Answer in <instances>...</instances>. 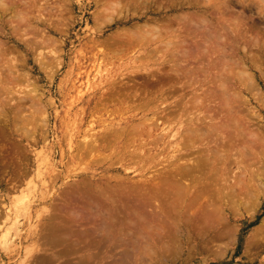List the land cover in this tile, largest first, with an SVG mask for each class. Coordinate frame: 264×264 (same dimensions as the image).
<instances>
[{
	"label": "rangeland",
	"instance_id": "374dc122",
	"mask_svg": "<svg viewBox=\"0 0 264 264\" xmlns=\"http://www.w3.org/2000/svg\"><path fill=\"white\" fill-rule=\"evenodd\" d=\"M3 1L5 2L6 0ZM108 1L109 0H8V4H11V6H13L14 8V12L20 13V18L16 19L14 21V24L12 22V24L16 26L15 28H13L11 22H9L10 20L7 19L10 16L9 13L4 14L0 12V48L1 50L4 49L2 51L4 52V54L2 55L0 53V75H2L0 76V92H2L0 94L2 95L3 99H6H4L5 101H9L8 99L13 101L7 102H12L11 109L13 111H15L16 107L18 108L19 106L26 107L27 105V107L29 108L31 100L41 105L42 110H45L39 113L40 115L37 116L36 122L34 124H29L28 126H26V124H28L26 123L23 126L26 127L25 130L28 128L27 134L24 133L25 136L21 133H16V128L15 130L13 129L14 123H12V118L11 120H7L8 122L3 125L6 137V141H4V143H6V146H9V148L11 147L12 149L18 151L19 162L23 163H20L18 166L25 167L26 170H28V174H26L27 176H25V178L21 181L15 179L12 168L6 166V164L3 163L2 159V157L7 154L6 152H8L10 149H8V151H5V154L2 157L1 154L4 151H2V153L0 152V264H145V262H147L146 264H264V235L259 238V241L255 244V246H251L250 249H247L246 246V243L251 238L252 233L264 219V173H258V171H255L256 176L251 180L250 178H248V176H244L243 173H245V171L243 167H240L239 169L236 167V165L228 169L229 172L225 174L223 178L224 181L221 182L220 185H214L211 187L212 191L209 194V197H206L208 199L201 198L202 200L200 199V201H198L197 203H193L194 205L197 204L200 208L191 205L193 206H190L192 210H187V213L189 215H194L196 218V214L198 213V217L200 218L197 217L198 219L194 223L193 221L183 223V235L182 237H179V239H176L177 242H179V244L181 245L177 244V242L165 239L162 240L163 244L160 243V246L158 245L160 241H154L155 243H153V241L148 240V238L144 237L145 234L151 233V238H157L158 236L156 237V234L158 235L159 232H161V235L165 236L166 234H164L165 232L162 229L167 230L168 225L166 223L168 222L165 223V226L167 225L166 227L164 226V224L163 226L157 225L158 227H161L160 229L157 228V226L155 228V223L153 224L154 227L152 224L149 225V228L147 225H145V228L141 231H126L127 237L125 238L122 237L123 235L121 233L120 234L122 236L120 234H117L113 237L111 242L109 241L110 243L107 242L103 244L104 249H102L103 245H101V247L98 248L99 250H83V252L78 251L76 253H74L76 250H73L72 252V249H76V247H72L71 250V247L66 249V243L60 245H58L59 243H56L57 246L53 248V243L51 245L49 244L50 241H48V243L45 240L43 241L37 239V237H39L37 236V234L39 227L41 226L40 221L42 219V215L44 217L53 211L51 209H53L55 202L53 201V204L51 203L52 200L50 202H48L49 200H47L50 196L52 197L53 193V196L57 198L58 194L62 191V189L65 188L64 185H67V183L75 182V180L79 181L84 178L85 175L87 176V178L85 177L84 179H89L90 174H94V181L96 180V182H99V180H101L100 177L103 174L107 173L105 169L107 168L108 164L100 165L96 162L98 161L96 159L89 160L87 162V160H82L81 158L76 157L77 159L74 158L76 161L74 159L72 160L71 158L73 154L71 155V153L73 151V148L68 150L70 146H75V143L77 141L78 142L76 144L79 145L81 144V142H83V132L81 131V129L83 131L87 130L88 128L86 127L90 124L89 123L87 125V123L91 120L96 119L98 121V126L97 124H93V127L95 126L94 131H98L103 128L102 125L100 126V123L103 122L104 119H106V116L104 115L98 116V114H95V116L97 115L96 117H90L86 115V122L84 123L85 125L80 124L81 118L84 115L82 114L80 116V114L78 115V113H81V111L83 113L85 104L82 103V101L87 100L88 95L93 89L92 85L94 86V90L101 88V86H104L106 79L112 73L114 74V71L117 73H119L118 71H116L118 69L120 71H124L122 69L129 68L131 64V62L129 61L130 58H127V56H125L121 60L119 59L120 61L114 58L113 60H111V58L101 57L103 56V53L111 52V49L114 47L112 45L107 47L106 45L100 46V44H98L100 43V41L106 42L107 40L109 41V44L110 41L113 42L118 38L128 37V33H130L131 31L136 32L138 30V26L140 27L141 25H143V23L145 25L149 23L148 26L154 24V26L158 25L161 27L166 25L168 22L171 23L170 27L172 28V30H174V33L172 34L176 35L175 37H178L173 40H176L175 44L179 43L178 41H185V44L188 45L186 46L189 50L194 49L193 51L190 50V52L192 51L193 53L195 51L194 53H196L198 51L201 55H204L206 53L207 56L205 55V59L203 58L204 62L202 64L196 65V63H194L193 65H191L195 69L197 68V70L198 68L200 69L203 67V69L208 72V75L211 79L208 78L210 80H207L208 82L206 81V83L202 85L203 87H196V90H192L191 88H189V90L187 89V87H184L183 91L181 90L183 88L180 89L179 85L176 84V86H174L176 89L171 90V92L173 93L165 91L163 96H166L167 99L160 107L166 109L165 112H168L167 117L173 115L176 116V112L181 111L182 105H184L185 103L191 105V103H193L192 100L195 101L194 98L199 99L200 101L197 104L200 107L197 106L196 108L197 110L200 109V112L196 109L192 110L194 108L189 109L191 107H187L183 113L184 119L186 118L187 120L190 115H193L190 114L188 117H185V113L187 112L186 110L188 109L191 112L194 111L193 113H195V115L199 116L200 114V118L206 119L207 114V116H211L215 107L218 110L220 99L217 97L209 96V91L215 92V90L213 89L214 87L216 88L215 85H217L216 83L218 82V80L215 81L216 78L221 79L222 77H225L222 79L228 80V82H225V80L222 79L221 80L224 81V85H226L227 83V85H229V88L227 86V89H225L226 94L229 95L228 97H226V102L228 101L227 109L229 108V111L225 110L226 113H229L230 116L236 117L238 120H240V122L242 121V124L244 126L252 122L251 124H248V128L247 125L245 126V128L249 131H253L254 129L255 131L253 132H255V135H258L259 139H262L260 136L264 135V0H140V3L138 1L135 3L136 0H130L131 3L129 2V0H123V3L125 6L127 5L126 7H128V10L123 9V14L113 15V18H106L107 15H104V13L102 14V9L108 5ZM38 7L39 9H37ZM22 16L24 17V19ZM184 16H189L190 22L188 21L189 19L184 18ZM204 17L207 19H205ZM182 18L188 20L185 21ZM181 19L184 20L185 23H183V21L178 22ZM192 19H194L195 21H193ZM202 19L204 20L202 21ZM234 20L237 23L233 22ZM194 22H196L197 25H194ZM15 23L19 25L17 26ZM10 24L12 27L10 26ZM134 28L136 30H134ZM124 33L126 35H124ZM42 34L45 37H43ZM163 34L164 32L161 33L163 38L168 36V34L166 33V35ZM200 35H202L203 37ZM46 37L50 39L52 38L54 40L53 42L52 40H50V42H52L51 44H53L54 46L49 45L50 42L46 45L42 44L46 41ZM219 37L220 39H218ZM257 39L259 40V42H257ZM92 40L98 42L96 46H94L96 42H93ZM92 44L94 45L92 46ZM100 47L103 49H101ZM197 47L200 48L197 49ZM96 48H100L102 52L100 51V49L98 50ZM202 49H204L205 52ZM206 49L208 50L207 52ZM171 50L173 51L174 48L172 47ZM124 52H126V50H124ZM127 55L129 56V54ZM96 57H101V59L104 60L106 59V65L104 63V60L100 59L101 61H94ZM125 59H129L128 62ZM101 62L104 63V65L101 66ZM108 62L109 64H107ZM212 63H215V66L217 64L218 67L215 68ZM8 64H10L11 66L9 67ZM98 65L102 68L99 69L100 71L102 70V73L96 72L95 69ZM168 66L165 65L161 67V70L158 72V76H161L163 73L166 74L168 71L170 73L171 68ZM208 66H211V68ZM221 66L225 68L227 66V68L229 69H225L224 71L226 72L227 70H229L226 72H229V74L221 72ZM106 68L109 72H105ZM194 68L192 69L195 70ZM208 68L209 71L207 70ZM217 68L220 72L216 70ZM11 69L12 72L10 71ZM111 70L113 72H111ZM237 70L240 71V73L246 71L250 76V81H242L240 79V76H236L238 75ZM9 71L11 74L8 73ZM16 72L17 75H15ZM199 73H196L198 74V79L203 78L201 72ZM221 73H223L222 76ZM97 74L99 78H101L100 80ZM102 75L104 76V78ZM154 78L156 79V77ZM154 78L149 79L153 81ZM145 80V78H138L134 82L129 81V83L133 85ZM98 81L102 85H100ZM126 81L127 80L123 82ZM109 82L110 80L108 79L106 84ZM244 82L246 83V85ZM96 84H99L100 87H98V85ZM2 86L10 90L9 92H6L9 93L7 94V96L10 95L8 96V98L6 96V93H4V91L2 90ZM167 93L170 95H168ZM230 93H233L234 97ZM207 94L209 95L206 96ZM205 96L208 99H206ZM158 103L159 102H156L157 106ZM200 103H202V105ZM14 104H16L17 106ZM207 105L210 108H208ZM232 107H234V110L232 109ZM26 108L22 109V115L24 114L25 116H23L24 119L28 117L27 115H29V112L27 110L28 108ZM211 108L213 110H209ZM79 109L80 112L78 111ZM217 110H215L216 113L214 112L215 115L225 114L220 113V110ZM9 111L10 107L6 108L8 116L9 114H11V111ZM75 112L78 113L76 114ZM239 112H241V114H239ZM71 114L74 115L72 116ZM22 115L21 118H23ZM119 115L122 114L117 113L114 116L109 115L108 120L115 118L119 119L116 117H120ZM195 115H193V117ZM74 116L76 117V119ZM244 116L246 118H250L246 119ZM78 118H80V120ZM74 119L76 120V122H73L75 121ZM159 119L161 122H163L162 120H164V118L161 119V117H159ZM243 119L245 120V122ZM77 120H79V122H77ZM246 120L250 121L248 122ZM25 122H27V120H25ZM186 122L187 121H185L184 124H186ZM44 123L46 124V126L44 125ZM176 128L177 127H175V130H170L172 132V135L175 136L174 138L173 136H170L168 138V141H173V139H175ZM186 128L188 130L190 126H185V129ZM78 129L80 130L81 134L77 135L76 133ZM182 129L183 128H181V130ZM70 130L72 131V134ZM43 132H46V140L41 137L44 136ZM69 132L71 137L69 136ZM71 138L74 140V142L76 140V142L72 145L70 142ZM166 141L165 143H159L161 147L163 146L162 148L160 146L157 148L158 152L163 149L160 154H157V156L161 155L160 158H158L159 156L156 157V160H163H161L160 165L159 162H156L155 165H151V169H147L145 173L138 171L135 172L133 171V169H131L133 172L129 173V177H132L133 181L139 179V177L140 179L142 177L146 178V176L147 178L154 177L156 174L160 172L162 173V171L166 173L165 170L168 167V164H170V162L168 161H172V159H168L167 162H164V160L167 159L165 157L162 158L163 156H166V151H168L169 149ZM13 146L15 148H13ZM133 147L134 146L131 145L129 148L133 150ZM260 147L261 146L259 144L255 146L256 150H260ZM147 148H152L151 153L157 150L156 148H154V145L148 146ZM192 150L193 149H191V151ZM152 154H155V152ZM259 158H255L256 160L254 159L253 161L257 163L259 162V164L254 163L252 164V167H255V170L261 171V167L260 169H257V167L259 168V165L261 166L264 157ZM258 159L259 161H257ZM99 162L101 161L99 160ZM96 164H99V166ZM114 165L115 166L113 167L117 166L116 163ZM256 165L258 166L256 167ZM83 168H85V170H83ZM53 173H56L55 175L60 176V178H58L55 182H53V179H51V175L52 178L54 176ZM74 173L82 174L80 176L81 178L76 177ZM114 173L116 172L112 171L108 172L106 175L109 174L111 176H115ZM37 174L39 175V177ZM240 180L241 182H243V184L240 182ZM251 182H253V185H251ZM221 186H224L226 188L234 186L237 191L241 190L243 194L244 192L248 193V195L252 198H250L246 194L247 198L249 197V199H247L246 196L242 194L239 198L241 200L242 197L241 201H243L244 203L240 200L238 202L237 199V202H235L233 206V200L229 196L228 197L230 199H227L226 197L224 199L218 198L216 188ZM252 186L254 190L251 189ZM256 188H258V190L261 188L262 193H258V190L256 191ZM261 191L259 190V192ZM256 192L259 196L256 195ZM254 193L257 197H254ZM250 194H252L253 196ZM44 196L45 198L47 196V199H45ZM39 198L41 199V202ZM45 200H47V202ZM244 200H247L248 203L245 204L246 201ZM204 201L206 202L204 203ZM48 203L51 204L49 205ZM162 204L163 203H157L156 205L149 206L147 212L153 210L155 213L157 212L159 215L166 217L168 215L167 212L164 213L163 211H161V209L163 208ZM189 211L192 213L190 214ZM199 214L201 216H199ZM135 215L136 214L133 215L134 219H144L143 215ZM207 217L209 221L207 220ZM213 217H216L217 219L214 220ZM221 217L222 220H220ZM128 220L130 221V219ZM147 222L148 221H146L145 223ZM195 226H198L199 228L196 229ZM206 227L209 229L207 230ZM168 228L170 229V225ZM186 229H189L188 232L186 231ZM196 230H198V232ZM203 230H207L206 232H204L206 233L205 235L202 232ZM219 231L222 232L220 233ZM218 232L220 233V236L224 234L223 236H221L224 237L222 240H220L221 237L218 235ZM146 240H148V242ZM147 243L150 245H148ZM132 245H134V247ZM151 247L154 249V251L153 249H151ZM161 247L164 250H167L162 251L163 249ZM177 249L179 250L178 252ZM61 250L64 251L62 252ZM146 250L148 251V253ZM222 250H224L225 252H221ZM164 252L167 253L165 254ZM128 253L129 255H127ZM96 254H98L99 258ZM142 255L143 257H141ZM92 257L94 258L92 259Z\"/></svg>",
	"mask_w": 264,
	"mask_h": 264
},
{
	"label": "bare ground",
	"instance_id": "6f19581e",
	"mask_svg": "<svg viewBox=\"0 0 264 264\" xmlns=\"http://www.w3.org/2000/svg\"><path fill=\"white\" fill-rule=\"evenodd\" d=\"M137 1L139 2L140 0H136L135 3ZM129 2L131 3L130 0H129ZM107 4L108 5L102 9L103 10L102 14L104 13V15H107L106 18L107 17L113 18L114 17L113 15L123 14V11H124L123 9L128 10L127 9L128 7H126L127 5L126 6L124 5L123 0H109ZM28 6H29V4H28ZM225 7H227V6H225ZM12 8H13V6H11V4L10 5L8 4V0H6L5 2L3 0H0V12L4 13V14L9 13L10 16L7 19L10 20L9 22H11V24H12V22L14 24V21L16 19L20 18V13H15L14 8L13 9ZM37 9H39V7ZM184 18L189 19L190 17L184 16ZM184 18H182V19H184ZM23 19H24V17H23ZM182 19L179 20L178 22L183 21V23H185V21L188 20V19H186V20L184 19L185 20L184 21ZM205 19H207V18H205ZM192 20L195 21L194 19H192ZM203 20L204 19H202V21ZM188 21L190 22V19ZM193 21H191V22H193ZM233 22H236V21L234 20ZM204 23H205V21H204ZM11 24H10V26H11ZM13 24H12V26H13V28H15L16 26ZM148 24L145 25L143 23L144 26L143 25H141L140 27L138 26V30L136 32L131 31L130 33H128L129 34V35H127L128 37L118 38L119 40L113 39L115 41H113V42L110 41L109 44H108L109 41H107V40H106L107 43L105 41H100V43H98L95 40H92L93 42L94 41L96 42V44L95 45L92 44V46L93 45L96 46L98 43V44H100V46L106 45V47H107V46L112 45L114 47L111 49V52L103 53L102 54L103 56H101V57L111 58V60H113V58L121 60L125 56H127V58H130V60L129 59H125V60H127V62L129 60L131 62V64H130L129 68L122 69L124 71H120L118 69L116 71H118L119 73L114 71V74L112 73L109 77L107 76L108 78L107 79L105 78L106 79L105 84L108 81V79L110 80V82L107 83L106 85L104 84V86H101V88L94 90V86L92 85L93 89L91 90L90 94L88 95L87 100L82 101V103L85 104V107L83 108V110H84L83 113H82V111H81V113H78V112L77 113H78V115L80 114V116L82 114L84 115V116H82V118L80 117L81 118L80 124H84L86 122V115H88L90 117H94L95 114H98V116H100V115L106 116L105 117L106 119H104V121L100 123V126L102 125L103 128L101 130L94 131L95 126L93 127V124H97V126H98V123H97L98 121L96 119H95L96 121L91 120L90 122L87 123V125L90 123L89 126L86 127V128H88L87 130L83 131L81 129V131L83 132L82 133L83 134V136H82L83 142H81V144L79 145V144H76L78 141L76 142V140H75V142H76L75 143L74 140L71 138V140H70L71 145L75 143V146L74 145L70 146L68 148V150L73 148V151L71 153V155L73 154L72 158H71L72 160L74 158L77 159L76 157L81 158L82 160H87V162L89 160H95L96 159V160H98L96 162L99 163L100 165L101 164H105V165L108 164L107 168L105 169V171L107 173L112 172V171H115L116 173H114L115 176L114 175L111 176L109 174L106 175L107 173L103 174L100 177L101 180H99V182H96V180L94 181V178H95L94 174H90L89 179H84L85 177L87 178V176L85 175L84 178H82L79 181L75 180V182H72V183L70 182V183H67V185H64L65 188L62 189V191L60 190L61 192L58 194L57 198L53 196L54 193H53L52 197L50 196L48 199H47L48 195L46 196V198L44 196L45 199L49 200L48 202H50L52 200L51 203H53V201H54L55 204L53 203L54 206H53V209H51L53 211L51 213L48 212L50 214H47V215L44 214V215H46L44 217L42 215V219L40 221L41 226L39 227L38 234H37V236H39V237H37V239L43 240V241L45 240L46 242L50 241V243L49 242L48 243L50 245L53 243L54 244V246L52 244L53 248L57 246L56 243H59L58 245L66 243L65 244L66 249L71 247L70 248V250H71L72 247H74V248L76 247V249H72V252H73V250H76L74 253H76L78 251L83 252V250L84 251H89L91 249L96 250V249L100 248L101 245H103L109 241L111 242L113 237L116 236L117 234L121 233L123 236L121 234L120 235L123 238H125V237H127L126 231H130V230H133V231L140 230L141 231L145 228V225H147L149 228V225H151V224L153 225L155 223H156L155 228L157 225L163 226V224H164V226H165L166 222H168V223H166L168 225V226L166 225L167 230L162 229L165 232L164 234H166L165 236L161 235L160 234L161 232H159L158 235L156 234V237L158 236L157 238H151L150 237L151 233L145 234L144 237L148 238V240L153 241V243H155L154 241H156V242L160 241L159 244L157 243L158 245H160V243H162V240H165V239H168V240L173 241V242H177L176 239L177 238L179 239V237H182V235H183V233H182L184 231L183 223L189 222V221H193V223H194L195 221H197L198 218H200V217H198V213L196 214L197 216L195 218L194 215H189L187 213V210L189 209L191 211L192 210L191 207H193L191 205H194L193 203H197L198 201H200L201 198L208 199L206 197H209V194L212 191L211 187L214 185H220L221 182L224 181L223 178H224L225 174L227 172H229L228 169H230V167H232L234 165H236V167L239 169H240V167H243V169L245 171V173H243L244 176L245 175L248 176V178H250L251 180L253 177L256 176L255 171H258V173L259 172L264 173V160L263 159H262L263 163L261 164V166L259 165V168L257 167L258 165H256L257 169H260V167H261V171L255 170L256 168L252 167V164H254V163L259 164V162L258 163L253 162L255 158L264 157L263 156L264 135L260 136L262 139H259L258 135L257 134L255 135V132H253V131H255L253 128H252L253 131H249L248 129L245 128L246 125L248 128V124H251L252 122L248 123L244 126L242 124V121L240 122V120H238L236 117L230 116L229 113L228 114L226 113L225 110L229 111V108L227 109V106H228L227 102L228 101L226 102V97H228L229 95L226 94L225 89H227V86L229 88V85H227L228 83L226 85H224V81H222V80H225V79H222V78H225V77H222L221 78L222 80L219 78H216L215 81L218 80V82L216 83L217 85H215L216 88L214 87V89H213V90H215V92L209 91L210 95L209 94L206 95V96L209 95L211 97H217L220 99V102L218 100L219 105L217 103V105L219 106L218 110L215 107L216 109L214 108V111L212 112L211 116H207L208 114L206 115L204 113L206 115V119L200 118L201 117L200 114H199V116L195 115V113H193L194 111L191 112L189 110L192 108H194L192 110H195L197 108V106H199V105H197L200 102L199 99L194 98L195 101L192 100L193 103H191V105H188L187 103L182 105L181 111L177 110L179 113L176 112V114H177L176 116L173 115V116L167 117L168 112L167 113L165 112L166 109L160 107L161 105H163V103L167 99L166 96L165 97L163 96L165 91L171 92V90H175L176 88L174 86H176V84L179 85L180 89L183 88V89H181L183 91H184V87H187V89L191 88L192 90L193 89L196 90V87L202 86L204 83H206L207 80L211 79L210 76L208 75V72L206 70H204L203 67L200 69L198 68V70H197V68L195 69L194 67H192V65L194 63H196V65L202 64L204 62L206 53L204 55L203 54L201 55L197 51V49L200 47H197L196 53H194L195 51L192 53V51L194 49L193 50L190 49V50H192L190 52V50L187 48L188 45L185 44V41H181V42L178 41L179 43L175 44L176 40L175 41H173V40L175 38H178V37H175L176 35L172 34V33H174L173 32L174 30H172V28L170 27L171 23L168 22L163 27L158 26V25L154 26V24L151 26H148ZM193 24L197 25L196 22H194ZM16 25L18 26L19 24H16ZM64 27H66V26H64ZM134 30H136V29L134 28ZM163 32H164V34L165 33L168 34V36L163 38L161 35V33H163ZM27 33H29V32H27ZM125 33H124V35H126ZM257 34H259V33H257ZM42 36H43V34H42ZM118 36H120V35H118ZM200 36H202V35H200ZM43 37H45V36H43ZM47 38L48 37H46V41L44 43H42L43 45L48 44L50 42V40H52V42L54 41L52 38L51 39L50 38L47 39ZM204 39H206V38H204ZM213 39H215V38H213ZM218 39H220V37ZM52 42H50L49 45L54 46L53 44H51ZM55 42H54V44H55ZM209 42H210V40H209ZM257 42H259V40ZM204 45H205V43H204ZM172 47L174 48L173 51L171 50ZM96 49H98V48H96ZM101 49H103V48H101ZM101 49H100V51H101ZM3 50H1V48H0V53L2 55L4 54V52H2ZM124 50H126V52H124ZM202 50L204 51V49H202ZM203 51H202V53H203ZM207 51L208 50L206 49V52ZM98 54H99V52H98ZM127 54H129V56ZM130 54H132V55H130ZM135 54H137V55H135ZM94 57H95V55H94ZM101 57L100 58L96 57L94 59V61H99L101 59ZM1 60H3V59H1ZM101 60H104V59H101ZM105 60H104V63H105ZM114 62H115V60H114ZM104 63H102L101 66L104 65ZM107 64H109V62ZM8 65H9V67L11 66L10 64H8ZM105 65H106V63H105ZM121 65H123V64H121ZM165 65L166 66L170 65L168 67L171 68V72L169 73V71H168L166 74L163 73L164 75L162 74L161 76H158V72L161 70V67H163ZM213 65H211V66H213ZM95 66H96V64H95ZM211 66H208V67L211 68ZM118 67H120V66H118ZM198 67H199V65H198ZM216 67H218L217 64H216L215 68ZM100 68L101 67L98 65L95 69L96 72H98V73L101 72L102 70L100 71L99 70ZM170 68H169V70H170ZM192 68H194L195 70H193ZM225 69H229V68H227V66H226V68L222 67V66L220 67V70H222L221 72H223V73H226L227 71H229V70H227L225 72L224 71ZM103 70H105V69H103ZM106 70H107V68H106ZM106 70H105V72H109L108 70L107 71ZM113 70H115V69H113ZM207 70L209 71V68ZM216 70L219 71L218 68ZM10 71L12 72V69ZM10 71L8 73H10ZM88 72H90V71H88ZM111 72H113V71L111 70ZM199 72H201V75H203L202 76L203 78H201V79H198V74H196ZM245 72L246 71L240 73V71H238V75H236V76H240V79L242 81H250V76L247 74V72L246 73ZM223 73H221V76L223 75ZM103 74H104V72H103ZM159 74H161V73H159ZM209 74H210V72H209ZM226 74H229V72ZM15 75H17V72ZM0 76H2V75H0ZM86 76H87V74H86ZM97 76H98V74H97ZM102 76H100V77H102ZM104 76H105V74H104ZM104 76H103V78H104ZM154 77H156V79ZM98 78H99V76H98ZM138 78H145L146 80L143 82L135 83L133 85L129 83V81L134 82ZM149 78H151V79L154 78L155 81L154 80L152 81ZM208 78H210V79H208ZM100 79L101 78H99V80ZM102 80H104V79H102ZM125 80H127V81L123 82ZM85 81H86V79H85ZM25 82H26V80H25ZM225 82H228V80H225ZM240 83H242V82H240ZM99 84H100V82H99ZM99 84H96V85H98V87H100V85H102V84H100V85ZM247 84H249V83H247ZM245 85H246V83H245ZM225 86H226V88H225ZM2 87H3L2 90L4 91V93L10 91L9 89L5 88L4 86H2ZM89 87H91V86H89ZM251 87H253V86H251ZM0 91H1V88H0ZM34 91H35V89H34ZM0 93H2V92H0ZM171 93H173V92H171ZM7 94H9V93H6V96H7ZM230 94H232V96L234 97L233 93H230ZM168 95H170V94H168ZM8 96H10V95H8ZM8 96H7V98H8ZM181 96H182V94H181ZM206 96H205V98H206ZM4 99H3L2 95L0 94V133H1V137H0V149H1V151L0 152L2 153V151H4L1 154V157L5 154V151H8V149H10L8 152H6L7 154H5L2 157L3 163L6 164V166H8L9 168H12L14 178L17 179L18 181L19 180L21 181L22 179L25 178V176H27L26 174H28L27 173L28 170H26L25 167L18 166L20 163H22V162H19L18 151L15 149H12L11 147L9 148V146H6V143H4V141H6L5 140L6 137H5V131H4L3 125L8 122L7 120H11V118H12L13 119L12 123H14L13 129L15 130V128H16V133H21L22 135H24V133L27 134L28 128L25 130L26 127H23V126L26 123H28V124H26V126H28L29 124H34L36 122L37 116L40 115L39 113H41L45 110H42L41 105H39L38 103H35L33 100H31L30 107L28 108L26 105V107L28 109L26 107L19 106L18 108L16 107L15 111H13L11 109V103L13 101L8 99L9 101H12V102L7 103L9 101H5L6 99L5 100ZM206 99H208V98H206ZM156 102H159L158 106L156 105ZM14 103H15V101H14ZM175 103H177V102H175ZM203 103H205V102H203ZM229 103H230V101H229ZM200 104L202 105V103H200ZM207 104H209V103H207ZM14 105H16V104H14ZM203 106H204V104H203ZM9 107H10L11 114H9V116H8V114H7L8 112H6V108H9ZM187 107H191V108L186 110L187 112L185 113V117H188L190 114H193L195 116L193 117V115H190L189 116L190 118L188 117L189 119L187 118V120H186V118L184 119V117H183L184 116L183 113ZM23 108H26L29 112L28 113L29 115H27L28 117L25 119H24V117H25L24 114L22 115V109ZM208 108H210V107L208 106ZM233 108L234 107H232V109ZM73 109H74V107H73ZM174 109H175V107H174ZM7 110H9V109H7ZM199 110H197V111H199ZM209 110H213V109L211 108ZM215 110H217V111L220 110L219 111L220 113H225V114L215 115V113H216ZM78 111L80 112V109ZM205 111H206V109H205ZM235 111H236V107H235ZM232 112H234V111H232ZM117 113L122 114V115H119L120 117L116 116L119 119L115 118V119H109L108 120L109 115L114 116ZM209 114H211V113H209ZM239 114H241V112H239ZM21 115H22V117L23 116L24 117L21 118ZM123 116H125V117H123ZM245 116H246V114H245ZM159 117H161V119L164 118V120H162L163 122L160 121ZM80 118H78V119L80 120ZM249 118H246V119H249ZM75 119H76V117H75ZM88 119H89V117H88ZM92 119H94V118H92ZM25 120H27V122H25ZM79 120H77V122H79ZM241 120H242V118H241ZM185 121H187L186 124H184ZM246 121L249 122L250 120H246ZM73 122H76V120ZM215 122H218V123H215ZM244 122H245V120H244ZM106 123H108V124H106ZM44 125L46 126L45 123H44ZM69 125H71V124H69ZM185 126H187V127L190 126V128L187 130V128L185 129ZM175 127H177L176 132H175L176 137H175V139H173V141H168V138L170 136H173L172 132L170 130H175ZM181 128H183V129L181 130ZM43 134H44V136H41V137H43V139H45V137H47L46 132H43ZM71 134H72V131H71ZM76 134L77 135L81 134L79 129H78ZM69 136L71 137L70 132H69ZM79 136H81V135H79ZM174 136H173V138H174ZM166 139H167V141H166ZM165 141H166L167 145L169 146L168 147L169 149H168V151H166L167 152L166 156H163L162 158L165 157L167 159V160H164V162L165 161L167 162L168 159H172V161H168V162H170V164H168V167L165 170L166 173L162 171V173L160 172V173L156 174L154 176L155 178L154 177L147 178V176H146V178H143L141 176L142 177L141 179L139 177V179H136L133 181L132 177H129L130 176L129 173H132L133 171L145 173V171H147V169H149L151 165L154 166L156 162H159V165H160L162 159L156 160V157L159 156L158 158H160L161 155L157 156V154L158 153L160 154V152L163 151V149L158 152L157 148L160 146L159 143H161V142L165 143ZM1 142H3V143H1ZM68 142H69V138H68ZM256 143L261 146L260 150H258V149L256 150V148H255V146L257 145ZM131 145L134 146L133 150H131L129 148ZM151 145H154V148L157 149V150L154 149L155 151L152 152V153L155 152V154L151 153L152 148H150V149L147 148L148 146H151ZM13 148H15V147L13 146ZM191 149H193V150L191 151ZM261 151H262V153H261ZM193 154H195V155H193ZM259 159H261V158H259ZM259 159L257 161H259ZM99 160L101 162H99ZM115 163L117 164V166L113 167V166H115L114 165ZM89 164H91V163H89ZM99 164H96V165L99 166ZM161 165H163V164H161ZM85 168H83V170H85ZM131 169H133V171ZM127 171H130V172H127ZM57 172H59V171H57ZM69 173H71V172H69ZM258 173H257V176H258ZM53 174H54V176L52 178V175H51V179H53V182H55L58 178H60V176L55 175L56 173H53ZM74 175L76 177H80L82 174H75L74 173ZM241 175H242V173H241ZM38 177H39V175H38ZM240 182H241V180H240ZM241 183L243 184V182H241ZM51 184H52V182H51ZM249 185H250V183H249ZM251 185H253V182H251ZM261 185H262V183H261ZM235 187H238V186H235ZM254 187H255V185H254ZM251 189H253V186L251 187ZM257 190H258V188H256V191ZM259 190L261 191V188ZM259 190H258V193H262V191L259 192ZM216 191L218 193V198H221V199H224L225 197L227 199L232 198V200H233L232 205L233 206H234L235 202H237V201L239 202V200H240L239 197L243 194L241 190L237 191L234 188V186L229 187V188L221 186V187L216 188ZM246 192H247V190H246ZM258 193L256 192V195H258ZM246 194L248 195V193L244 192L243 195L246 196ZM250 195H252V194H250ZM249 197L247 198V196H246L247 199H249ZM254 197H257V196H255V193H254ZM250 198H252V197H250ZM47 200H45V201L47 202ZM241 200H242V197H241ZM244 201H246L245 204L248 203L247 200H244ZM40 202H41V199H40ZM205 202L206 201H204V203ZM241 202H243V201H241ZM157 203L158 204L163 203L162 204L163 208L161 209V211H163L164 213L167 212L168 215L166 217L159 215L157 212L155 213L153 210H152L153 212L152 211L147 212V209H149V206L156 205ZM44 204H47V203H44ZM194 206L195 207L197 206L198 208H200L197 204ZM201 206H202V203H201ZM237 208H238V206H237ZM245 209H246V205H245ZM235 210H238V209H235ZM191 213L192 212H190V214ZM134 214H136L135 216L143 215L144 219H142V220H138L137 218L134 219V216H133ZM199 216H201V215L199 214ZM222 217H224V216H222ZM222 217L220 220H222ZM29 218H30V214H29ZM210 218H212V217H210ZM128 219H130V221ZM213 219L216 220L217 218L213 217ZM223 219H225V218H223ZM207 220H208V217H207ZM132 221H134V222H132ZM144 221L145 222L148 221V222L145 223ZM169 225H170V229L168 228ZM158 226H157V228L160 229L161 227H158ZM198 226H195L196 229L199 228ZM153 227H154V225H153ZM202 227H203V225H202ZM128 228H133V229H128ZM208 229L209 228H207V230ZM188 230L186 229L187 232H188ZM207 230L202 231L204 235L206 234L204 232H206ZM196 231L198 232V230H196ZM220 233L218 234L219 236H220ZM227 233H228V231H227ZM227 233H225V234H227ZM263 233H264V219L261 221V223L255 229V231L251 235V238L246 243L247 249H250L251 246H255V244L258 243L259 238H261L264 235ZM203 234H201V235H203ZM223 235H221V236H223ZM152 237H154V236H152ZM226 237H228V236H226ZM223 238L224 237H221L220 240H222ZM148 240H146V241L148 242ZM147 244H146V246H147ZM177 244H179V242H177ZM148 245H150V244H148ZM170 245H171V243H170ZM179 245H181V244H179ZM132 246L134 247V245H132ZM168 247H171V246H168ZM173 247H175V246H173ZM176 248H179V247H176ZM102 249H104V245H103ZM102 249H100V250H102ZM148 249H150V248H148ZM151 249H153V248L151 247ZM172 249H174V248H172ZM165 250H167V249H165ZM165 250L163 249L162 251H165ZM224 250H222L221 252H223ZM61 251L63 252L64 250H61ZM133 251H135V250H133ZM153 251H154V249H153ZM178 251L179 250L177 249V252ZM62 252H60V253H62ZM147 253H148V251H147ZM147 253H146V255H147ZM164 253L166 254L167 252H164ZM111 254H109V255H111ZM220 254H218V255H220ZM96 255L98 257V254H96ZM101 255H103V254H101ZM127 255H129V253ZM143 255H145V254H143ZM143 255L141 257H143ZM99 256H100V254H99ZM113 256H114V254H113ZM97 257H96V259H97ZM150 257H151V255H150ZM93 258L94 257H92V259ZM146 263L147 262H145V264ZM160 263H162V262H160Z\"/></svg>",
	"mask_w": 264,
	"mask_h": 264
}]
</instances>
